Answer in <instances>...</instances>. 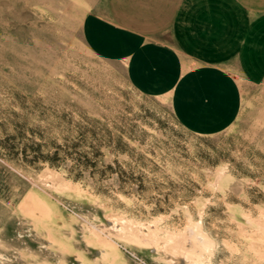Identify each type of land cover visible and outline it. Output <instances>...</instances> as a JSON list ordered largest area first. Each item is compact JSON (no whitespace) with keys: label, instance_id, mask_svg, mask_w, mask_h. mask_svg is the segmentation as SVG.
<instances>
[{"label":"rangeland","instance_id":"obj_1","mask_svg":"<svg viewBox=\"0 0 264 264\" xmlns=\"http://www.w3.org/2000/svg\"><path fill=\"white\" fill-rule=\"evenodd\" d=\"M122 39L105 0H0V264H264V70L153 93Z\"/></svg>","mask_w":264,"mask_h":264},{"label":"crops","instance_id":"obj_2","mask_svg":"<svg viewBox=\"0 0 264 264\" xmlns=\"http://www.w3.org/2000/svg\"><path fill=\"white\" fill-rule=\"evenodd\" d=\"M105 9L123 43L99 51L123 60L144 91L228 84L220 69L264 70V0H105Z\"/></svg>","mask_w":264,"mask_h":264}]
</instances>
